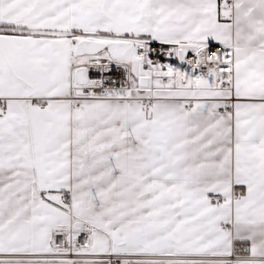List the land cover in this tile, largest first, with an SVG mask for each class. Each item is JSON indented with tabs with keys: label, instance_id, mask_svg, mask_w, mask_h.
<instances>
[{
	"label": "snow or ice",
	"instance_id": "1",
	"mask_svg": "<svg viewBox=\"0 0 264 264\" xmlns=\"http://www.w3.org/2000/svg\"><path fill=\"white\" fill-rule=\"evenodd\" d=\"M0 264H264V0H0Z\"/></svg>",
	"mask_w": 264,
	"mask_h": 264
}]
</instances>
